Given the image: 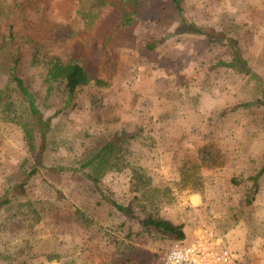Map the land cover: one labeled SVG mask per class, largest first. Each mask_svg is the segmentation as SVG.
<instances>
[{
	"label": "rangeland",
	"instance_id": "rangeland-1",
	"mask_svg": "<svg viewBox=\"0 0 264 264\" xmlns=\"http://www.w3.org/2000/svg\"><path fill=\"white\" fill-rule=\"evenodd\" d=\"M100 1L0 0V199H9L0 205V264H118L126 244L143 258L133 264H159L169 247L200 236L228 248L230 264H264V173L257 187L249 179L264 163V105H240L256 97L253 81L216 63L229 59L228 46L202 31H176L171 0H143L128 33L117 4ZM182 5L196 30L212 26L236 38L264 83V0ZM16 55L17 75L50 119L44 166L29 177L20 173L33 163L22 129L2 113L4 101L24 109L10 76ZM34 56L78 59L105 84L79 86L65 105L64 94L47 93ZM115 134L125 138L127 165L96 183L83 177L82 155ZM202 144L218 163L200 166L203 184L193 190L180 169L201 162ZM148 213L182 224L184 238L148 232L139 221Z\"/></svg>",
	"mask_w": 264,
	"mask_h": 264
},
{
	"label": "trees",
	"instance_id": "trees-1",
	"mask_svg": "<svg viewBox=\"0 0 264 264\" xmlns=\"http://www.w3.org/2000/svg\"><path fill=\"white\" fill-rule=\"evenodd\" d=\"M105 1V0H102ZM119 10L121 11V22L119 28L126 31L127 33L132 29V26L136 25L138 20L139 11L142 8L143 0H113ZM99 2H101L99 0ZM174 4L179 23L176 27V31L181 32H195L202 31L211 41H217L222 45L228 46L230 50V57L227 61L217 60V64L227 67L230 71L238 73L240 75L248 77L253 81L255 91L257 92L256 97L241 102L240 105L244 107H250L252 105L261 106L264 105V83L260 76L251 68L248 59L244 57L239 42L236 38L226 34L224 31L216 30L212 26H203L201 29L196 30L194 25L189 22L185 16V9L182 5V0H171ZM189 22V23H188ZM118 29H115L117 33ZM160 42V40H158ZM154 41L147 43L146 47L152 49L158 43ZM20 57L16 55L10 65V76L15 83V90L19 92L22 101L24 102V109L19 112L16 109V105L13 104V100L4 101L6 102L3 106L2 113L4 118L9 121H13L20 125L24 140L28 151L33 156V163L26 168L20 170L21 175L25 173V177H29L35 174L41 167L44 166V149L46 133L50 129V119L45 118L41 108L37 104V99L34 93L24 83L23 79L17 75V66ZM33 61L42 63L43 68L46 72V79L49 81L47 93L52 91H59L65 95L64 104L68 105L71 103L74 94L79 86L90 83L92 80L96 84H105L104 80L100 78L88 77V74L78 59H70L67 61L62 60L57 56H50L47 58L37 59L33 57ZM8 94V93H7ZM4 98L0 95V100ZM125 135L126 133L123 132ZM38 137V139H37ZM131 136H128L130 138ZM122 135L115 134L110 138L104 140L101 144L87 150L79 160L80 168H84L82 175L83 177L97 182L99 178L107 171L112 169L120 170L124 165L125 152L127 147L124 142ZM200 154L201 162L198 164H183L180 169L181 177L180 182L182 185L187 186L193 190H199L202 187L201 174L199 168L201 165L209 167L218 163L217 152L214 148H211L206 144L199 146L197 151ZM59 169H67V166H59ZM264 173V163L261 169L254 175L249 176L252 181L251 186L257 187V181L259 176ZM23 179V178H22ZM138 179L144 180L145 177L141 173ZM149 178L147 177V181ZM235 183L243 181V178H233ZM22 186V181L20 182ZM102 196L114 207L120 214L129 217H136V213L129 206L118 203L117 201L107 198L104 194ZM251 198L246 199L249 203ZM9 199L3 197L0 199V205L6 204ZM78 212V210H76ZM88 220V219H87ZM142 227L151 233H158L164 236H172L174 240H181L184 238L185 233L183 225L174 223L171 220L157 216L156 214L148 213L146 216L139 219ZM129 236V233L126 234ZM143 261V258L138 249L126 244L124 250H121V255L117 259L118 264H133L134 262Z\"/></svg>",
	"mask_w": 264,
	"mask_h": 264
},
{
	"label": "built area",
	"instance_id": "built-area-1",
	"mask_svg": "<svg viewBox=\"0 0 264 264\" xmlns=\"http://www.w3.org/2000/svg\"><path fill=\"white\" fill-rule=\"evenodd\" d=\"M178 243L182 245L176 243L162 254L159 264H230L234 259L228 248L203 236Z\"/></svg>",
	"mask_w": 264,
	"mask_h": 264
}]
</instances>
